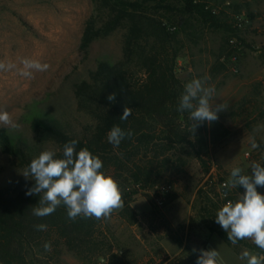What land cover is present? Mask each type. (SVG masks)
Here are the masks:
<instances>
[{
  "label": "rangeland",
  "instance_id": "1",
  "mask_svg": "<svg viewBox=\"0 0 264 264\" xmlns=\"http://www.w3.org/2000/svg\"><path fill=\"white\" fill-rule=\"evenodd\" d=\"M208 1L235 34L214 28L206 20L192 19L179 36L177 77L183 85L193 78L210 77L208 86L216 89L213 103L227 105L218 119L229 133L209 145L211 174L202 171L196 150L186 147L178 153L187 160L185 172L171 170L162 179L172 185L163 206L156 205L152 189L140 192L130 202L133 220L122 215L125 206L110 218H102L99 229L113 246L106 257L110 264H167L186 257L184 245L177 240L188 237L200 244L208 242V250L217 249L223 264H241L233 247L199 222L193 227L191 222L199 210L198 192L211 176L228 181L233 167L248 172L252 161L264 162V0ZM174 4L183 6L179 0ZM168 15L178 22V12ZM91 18L101 26L92 0H0V61L19 67L20 59L28 57L50 65L46 72L34 73L32 79L15 71L0 72V109L11 113L20 125L18 129H0L5 128L14 143H26L35 158L44 150L61 151L56 143L40 138L34 129L36 120L53 121L78 137L97 124L79 110L75 86L89 80L100 61L115 63L123 58L125 31L120 28L95 39L83 53L81 39ZM252 137L259 148H251ZM24 170L17 158L0 146V189L29 183L32 179L22 175ZM244 242L251 248L239 245V256L244 249L259 251L250 239ZM29 256L35 264H107L96 257L83 261L58 241L51 251L38 247Z\"/></svg>",
  "mask_w": 264,
  "mask_h": 264
},
{
  "label": "trees",
  "instance_id": "2",
  "mask_svg": "<svg viewBox=\"0 0 264 264\" xmlns=\"http://www.w3.org/2000/svg\"><path fill=\"white\" fill-rule=\"evenodd\" d=\"M179 1L183 3L181 8H177L174 0H92L101 26L94 18L87 23L80 44L83 53L95 39L120 28L125 31L123 58L115 63L100 61L90 72L89 80L75 86L79 110L91 115L97 124L92 131L78 137L53 121L36 120L34 123L41 139L59 146L61 151L57 157L62 156L63 145L73 139L78 141L77 151L87 147L99 156L103 161L102 170L119 182L125 206L122 215L130 220L135 216L129 205L134 196L155 189L171 170L178 174L185 172L187 160L179 151L186 147L195 149L202 171L209 175L213 170L209 145L217 144L229 133L219 119L211 124L203 122L190 131L192 122L188 113L177 111L184 89L177 77V63L181 52L179 36L192 19L206 20L212 27L233 34L234 29L228 20L206 9L208 0ZM171 12L180 14L178 22L168 15ZM113 93L115 102H109L107 97ZM125 106L132 109V114L121 121ZM113 125L133 133L118 147L107 141V133ZM0 146L17 158L22 168L35 158L29 146L24 142L14 143L5 128L0 129ZM225 181L222 176H211L199 190V210L191 226L199 222L239 254V245L251 246L244 240L232 245L227 233L215 222L220 207L228 200L235 201L238 194L244 192L241 186L230 188L224 195L220 184ZM33 185L34 180H31L20 183L15 189H0V264H35L29 256L31 251L43 247L45 242L53 245L57 241L83 261L91 262L96 257L110 264L106 257L113 246L99 229L102 218L78 217L72 221L63 206L47 217H35L32 208L38 204L39 196L26 195ZM257 191L264 194V187H258ZM40 223L48 225L47 231L36 230L34 225ZM177 242L184 245L186 257L180 256L167 264H196L199 250H206L208 244L195 242L191 237ZM111 264L114 263L111 261Z\"/></svg>",
  "mask_w": 264,
  "mask_h": 264
},
{
  "label": "clouds",
  "instance_id": "3",
  "mask_svg": "<svg viewBox=\"0 0 264 264\" xmlns=\"http://www.w3.org/2000/svg\"><path fill=\"white\" fill-rule=\"evenodd\" d=\"M17 64L0 61V72L15 71L20 77L32 79L36 72H46L50 65L38 59L24 57ZM210 77L193 78L184 85L179 97L178 112H187L192 122L190 131L199 124H211L218 120V113L226 110L225 103H213L216 95L214 86H208ZM109 102H115L116 94L107 97ZM132 114V109L125 106L121 121ZM0 126L18 129L12 114L0 109ZM131 130L125 131L119 125H113L107 133V141L118 147L125 138H131ZM78 141L66 142L62 148V156L57 157L58 150H44L25 168L22 175L34 180V185L26 195H38L39 201L32 208L35 217L44 218L53 214L57 208H66L67 216L75 221L80 218H95L97 220L110 218L115 210L124 207L122 190L119 182L103 171V161L94 155L87 147L77 151ZM250 146L257 149L260 145L255 138H250ZM250 171L236 166L231 169L225 188L243 187L235 201L228 200L215 215V222L227 233V239L232 245L238 241L250 239L259 249L254 252L244 249L239 259L246 264H264V194L257 191L264 187V164L252 161L248 165ZM226 195V193H224ZM38 231H47L48 225H34ZM45 251H51V242L43 244ZM193 249V252H196ZM196 264H223L221 254L217 249L199 250Z\"/></svg>",
  "mask_w": 264,
  "mask_h": 264
},
{
  "label": "built area",
  "instance_id": "4",
  "mask_svg": "<svg viewBox=\"0 0 264 264\" xmlns=\"http://www.w3.org/2000/svg\"><path fill=\"white\" fill-rule=\"evenodd\" d=\"M200 2H203V1L202 0H194V3H200ZM206 9L207 10H211L213 15H217V13H218L217 10L210 3L207 4ZM170 29L174 30L175 28H170ZM226 182H227V180L220 184V188L222 189L223 194L224 193L227 194L229 189H230V188H225L224 187ZM171 191H172V185L171 184H168V183H165V182L160 183L154 189V193H155L154 200H155L156 205H158L160 207L163 206L165 201H166V198H167L168 194Z\"/></svg>",
  "mask_w": 264,
  "mask_h": 264
},
{
  "label": "crops",
  "instance_id": "5",
  "mask_svg": "<svg viewBox=\"0 0 264 264\" xmlns=\"http://www.w3.org/2000/svg\"><path fill=\"white\" fill-rule=\"evenodd\" d=\"M230 247V246H229ZM231 248V247H230ZM232 250H233V248H231ZM206 250H208V248L206 249ZM233 253H234V255H236V258L241 262V264H246L244 261H241L240 259H239V255L233 250Z\"/></svg>",
  "mask_w": 264,
  "mask_h": 264
}]
</instances>
